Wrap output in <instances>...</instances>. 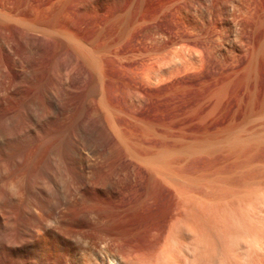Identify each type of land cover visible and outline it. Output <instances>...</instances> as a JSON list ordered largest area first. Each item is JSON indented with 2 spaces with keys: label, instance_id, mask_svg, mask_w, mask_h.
<instances>
[{
  "label": "rangeland",
  "instance_id": "rangeland-1",
  "mask_svg": "<svg viewBox=\"0 0 264 264\" xmlns=\"http://www.w3.org/2000/svg\"><path fill=\"white\" fill-rule=\"evenodd\" d=\"M260 183L264 0H0V264H264Z\"/></svg>",
  "mask_w": 264,
  "mask_h": 264
},
{
  "label": "bare ground",
  "instance_id": "bare-ground-1",
  "mask_svg": "<svg viewBox=\"0 0 264 264\" xmlns=\"http://www.w3.org/2000/svg\"><path fill=\"white\" fill-rule=\"evenodd\" d=\"M239 171H240V170H239ZM227 172H228V171H227ZM229 172H230V171H229ZM229 172H228V173H229ZM231 172H232V171H231ZM231 172H230V173H231ZM247 172H248V171H247ZM247 172H246V173H247ZM233 173H234V172H233ZM236 173H238V172H236ZM241 173H242V172H241ZM226 174H227V173H226ZM226 174H225V175H226ZM243 174H244V173H243ZM243 174H242V175H243ZM252 174H254V173L252 172ZM227 175H229V174H227ZM232 175H233V174H232ZM235 175H237V174H235ZM244 175H245V174H244ZM221 176H222V175H221ZM233 176H234V175H233ZM252 176H253V175H252ZM252 176H251V177H252ZM256 176L258 177V175H255V177H256ZM226 177H227V176H226ZM228 177L230 178V175H229ZM237 177H238V176H237ZM237 177H236V178H237ZM239 177H241V175H239ZM239 177H238V178H239ZM245 177H246V176H245ZM245 177H243V179L246 181L247 179H245ZM248 177H249V175L247 176V178H248ZM253 177H254V176H253ZM255 177H254V179H255ZM231 178H232V177H231ZM231 178H230V179H231ZM241 178H242V177H241ZM258 178H260V177H258ZM195 179H196V178H195ZM195 179H194V182H193L192 184H194V183L196 182ZM221 179H222V178H220L219 181H221ZM225 179H226V182H229V181H227V178H225ZM233 179H234V177L232 178V181H233ZM248 179H249V178H248ZM191 180H192V179H191ZM197 180H198V179H197ZM259 180H260V179H259ZM185 181H186V180H185ZM188 181H189V180H188ZM201 181H202V180H201ZM224 181H225V180H223L222 183H225ZM232 181H231V182H232ZM238 181H239V180H238ZM238 181H237V182H238ZM253 181H255V180H253ZM261 181H263V180H261ZM186 182H187V181H186ZM189 182H190V181H189ZM191 182H192V181H191ZM197 182H200V181H197ZM197 182H196V183H197ZM203 182H204V180L202 181V183H203ZM207 182H208V181H207ZM214 182L216 183V181H214ZM214 182H213V183H214ZM234 182H235V180L233 181V184H232V183H231V184L234 185V186H236V185H235L236 182H235V183H234ZM243 182H244V181H242V183H243ZM248 182H251V180H250V181L248 180ZM196 183H195V184H196ZM202 183H200V184H202ZM211 183H212V181H211ZM211 183L208 182V185L211 184ZM222 183H220V184H222ZM238 183H239V182H238ZM240 183H241V180H240ZM252 183H253V182H252ZM252 183H251V185H253ZM261 183H262V182H261ZM261 183H260V184H261ZM186 184L188 185V188H189V184H190V183H189V184L186 183ZM200 184H197L196 186H198V185L200 186ZM220 184H217V185L219 186ZM225 184H226V185L228 184L227 186H229V183H225ZM243 184H244V183H243ZM243 184H242V186H243ZM249 184H250V183H249ZM202 185H203V184H202ZM208 185L206 184V186H208ZM222 185H223V184H222ZM222 185H220V186H222ZM244 185H245V184H244ZM246 185H247V184H246ZM251 185H250V186H251ZM258 185H259V184H258ZM263 185H264V184H263ZM263 185L261 184V186H263ZM173 186H174V185H173ZM192 186H194V188H195V190H196L195 185H192ZM212 186H214V185H212ZM215 186H216V184H215ZM238 186H240V185H238ZM248 186H249V185H248ZM255 186H257V185L255 184L253 187H255ZM182 187H183V185H182ZM184 187H185V186H184ZM186 187H187V186H186ZM190 187H191V185H190ZM201 187H202V186H200V188H201ZM222 187H223V186H222ZM246 187H247V186H243L242 188L244 189V188H246ZM174 188L177 189L176 186H174ZM179 188H181L180 185H179ZM194 188L191 187V189H194ZM200 188H198L199 191H198V189H197L196 192H193V190H191L192 192L190 191V192H191V193L189 192L190 194H189L188 192H186V194H187V193L189 194V195H188L189 197H188V198H185V199H187V200H186V201L184 200V202H186V203H184V205H183L182 203H180V204H182L183 207H184L185 205L187 206V211H188V212L186 211V209H184V211H183V213H186V214H185L186 217H184V218H187V219L189 220L190 217H191L192 219H190V225L192 224L191 220H192V221H195V222L198 224L199 231H200V230L203 231V234H202V232L200 231L201 234H202V235H205V234L208 233V231H209L210 229L212 230V228L207 226V225H209L211 222L209 223L208 220L206 221V219H205L206 216L204 215V214H206V212H207V213L209 212V214H207V215H210V211H208V209L205 208V207H207V206L203 207L204 209L207 210L206 212H205V210H204L203 208H201L203 211H201L200 208H199V207H202V205H200V204H202V203L205 201V200L203 201V198L205 199V197L202 198L201 196H199V194H200L199 192H202V191H201L202 189H200ZM213 188H214V187H213ZM216 188H217V187H215L214 189H215L216 192H217L218 189H216ZM219 188H221V187H219ZM225 188H226V186H225ZM235 188H237V187H235ZM239 188H240V187H239ZM256 188H257V187H256ZM259 188H260V187H259ZM259 188H258V189H259ZM262 188L264 189V187H262ZM172 189H173V188H172ZM207 189H208V191H209V188H207ZM211 189H212V187H211ZM211 189H210V191H211ZM229 189H230V187H229ZM232 189H233V188H231V190H232ZM243 189H242V190H243ZM253 189H254V188H253ZM179 190H182V189H179ZM184 190H185V188H184ZM188 190H189V189H188ZM188 190H187V191H188ZM195 190H194V191H195ZM222 190H223V188H222ZM225 190H226V189H225ZM234 190H235V189H234ZM234 190H233V191H234ZM245 190L248 191V189H245ZM251 190H252V189H250L249 193H247V194H250V193L253 194L254 192L256 193V189H255L254 192H253V190H252V191H251ZM259 190H260V189H259ZM259 190H257V193L260 192ZM173 191H174V190H173ZM176 191H177V190H175V192H176ZM197 191H198V193H199L198 196L196 195ZM203 191H204V187H203ZM223 191H224V190H223ZM223 191H220V193L223 192ZM226 191H227V192H225V195L227 194V196H228V195L231 196V195L233 194V192L230 191V190H226ZM228 191H230V192H232V193H231V194H230V193L228 194ZM235 191H238V190H235ZM247 191H246V192H247ZM263 191H264V190H263ZM263 191H262V192H263ZM182 192H183V191H182ZM182 192L180 191V193H182ZM204 192H205V191H204ZM218 192H219V191H218ZM243 192H244V191H243ZM262 192H260V193H262ZM180 193L178 192L177 194H180ZM183 193L185 194V192H183ZM207 193H208V192H207ZM212 193H213V196H212V198H211V201H212V202L215 201V202H214V203H215L214 205H216V201L218 202V201L221 200V199H225V197L223 198L222 195H221V198L219 199L218 197H220V196H218V194L220 195V193H218L217 196H216V195L214 194V193H215L214 190H213ZM236 193H237V192H236ZM236 193H235V194H236ZM238 193H240V191H238ZM241 193H242V192H241ZM255 193H254V194H255ZM260 193H258V194H260ZM263 193H264V192H263ZM174 194H175V193H174ZM204 194H206V193H204ZM204 194H203V195H204ZM235 194H234L232 197H234ZM244 194L246 195V193H244ZM182 195H183V194H182ZM203 195H202V196H203ZM207 195H209V197L206 198L207 201H206V203L204 202L205 205L209 203V201H210V195H212V194L209 193V194H207ZM214 195H215V197H214ZM245 195H244V197H245ZM250 195H251V194H250ZM261 195H262V194H261ZM174 196H175V195H174ZM178 196H179V195H178ZM180 196H181V195H180ZM186 196H187V195L183 196L182 198H184V197H186ZM223 196H224V194H223ZM227 196H226V197H227ZM230 196H228V199H229V200L232 199V198H231V199L229 198ZM236 196H238V194H236ZM239 196H241V194H240ZM242 196H243V194H242ZM242 196H241V197H242ZM246 196H247V195H246ZM256 196H257V195H256ZM259 196H260V195H259ZM213 197H214V199H215L216 197H217V198L214 200ZM247 197H248V196H247ZM175 198L177 199V197H175ZM200 198H202V200H201ZM239 198H240V197H239ZM242 198H243V197H242ZM248 198H249V197H248ZM250 198L253 199V200H250V199H249V200L252 201V202L255 200V199H254V195H253V197H250ZM262 198H264V197H262ZM179 199H180V198L178 197L177 200H179ZM208 199H209V201H208ZM212 199H213V200H212ZM217 199H218V200H217ZM234 199H238V198H235V197H234ZM234 199H233V200H234ZM244 199H245V198H244ZM256 199H257V198H256ZM198 200H199L200 202H199ZM225 200H226V199H225ZM225 200H224V201H225ZM242 200H243V199H242ZM246 200H247V198H246ZM260 200H263V199H259V201H260ZM221 201H223V200H221ZM224 201L221 202V204H222V203H226V204H228L227 200H226V202H224ZM240 201H241V200H240ZM244 201H245V200H244ZM250 201H248V203H247L248 206H249ZM177 202H179V201H177ZM177 202H176V203H177ZM212 202H211V204L209 203V204H210V205H209V208H212V207H211V205L213 204ZM219 202H220V201H219ZM232 202H233V201H232ZM232 202H231V203H232ZM241 202H242V201H241ZM245 202H246V201H245ZM252 202H251V204H252ZM254 202H255V201H254ZM254 202H253V204H254ZM256 202L259 204L258 200H257ZM260 202H261V201H260ZM229 203H230V202H229ZM231 203H230V204H231ZM233 203L236 204L237 202L234 201ZM239 203H240V202H239ZM257 203H256V205H258ZM217 204H218V203H217ZM230 204H229V205H230ZM240 204H241V203H240ZM243 204H245V207L247 206L246 203H243ZM178 205H179V204H178ZM178 205H177V206H178ZM214 205H213V206H214ZM223 205H225V204H223ZM229 205H228V206H229ZM231 205H232V204H231ZM237 205H238V204H237ZM203 206H204V204H203ZM218 206H220V205H218ZM218 206H217V207L215 206V207L218 209ZM234 206H235V205H234ZM234 206H233V207H234ZM242 206H243V205H241V207H242ZM215 207H214V208H215ZM220 207H221V206H220ZM223 207L225 208V207H227V206L225 205V206H223ZM223 207H222V209H223ZM229 207H230V206H229ZM253 207H254V209H255V206H252V208H253ZM261 207L263 208L264 206H261ZM185 208H186V207H185ZM236 208H237V206H236ZM250 208H251V205H250ZM250 208H248V209H250ZM257 208H258V207H257ZM179 209H181V208L179 207ZM182 209H183V208H182ZM222 209H221V210H222ZM237 209H238V208H237ZM258 209H259V208H258ZM258 209H257V210H258ZM176 210H178V209H176ZM210 210H211V209H210ZM219 210H220V209H219ZM219 210H217V211H219ZM226 210H227L228 212L230 211V210H228V208H227ZM234 210H235V209H234ZM243 210H244V213H245L246 208L243 209ZM259 210H260V209H259ZM262 210H263V209H262ZM212 211H213V210H212ZM212 211H211V215H210V216H215V215L213 214V212H215L216 210L213 211V212H212ZM222 211H225V209L222 210ZM227 211H226V213H228ZM246 211L248 212L249 210H246ZM254 211H256V209H255ZM254 211H253V212H254ZM180 212H182V211H180ZM203 212H204V213H203ZM232 212H233V211H232ZM236 212H238V211L236 210ZM247 212L245 213L244 216H246V214H248V215L250 214V213H247ZM262 212H263V211H262ZM262 212H261V213H262ZM187 213H188V215H190V216H188L189 218L187 217ZM189 213H190V214H189ZM215 213H216V212H215ZM219 213H221V211H220ZM224 213H225V212H224ZM224 213H223V216L226 215V214L224 215ZM255 213H257V212H254V215H255V216H258V215H256ZM176 214H177V213H176ZM180 214H182V213H180ZM212 214H213V215H212ZM221 214H222V213H221ZM230 214H231V213H230ZM230 214H229V215H230ZM234 214H235V213H234ZM262 214H263V215H261V216H264V213H262ZM177 215H179V214H177ZM227 215H228V214H227ZM231 215H233V214H231ZM235 215H236V214H235ZM248 215H247V217L249 218ZM259 215H260V212H259ZM183 216H184V215H183ZM183 216H182V217H183ZM216 216H218V215H216ZM216 216H215V217H216ZM175 217H176V216H175ZM178 217H179V216H178ZM182 217H180V218H182ZM208 217H209V216H208ZM208 217H206V218H208ZM226 217H227V216H226ZM228 217H229V216H228ZM228 217H227V219L232 218V216H230V218H228ZM234 217H235V216H234ZM250 217H252V216H250ZM258 217H259V216H258ZM180 218H176V219H180ZM209 218H210V217H209ZM209 218H208V219H209ZM211 218H212V217H211ZM223 218H225V217H222V219H223ZM245 218H246V217H245ZM252 218H254V217H252ZM259 218H260V217H259ZM259 218H258V219H259ZM174 219H175V218H174ZM193 219H195V220H193ZM215 219H218V218L216 217ZM222 219L219 218L218 221L220 222V220H222ZM246 219H247V218H246ZM261 219H262V217H261ZM180 220H181V219H180ZM232 220H234V218H232ZM249 220H251V218H250ZM259 220H260V219H259ZM262 220H264V218H263ZM174 221H175V222H179V221H176V220H174ZM209 221H210V220H209ZM251 221H252V220H251ZM175 222H174V223H175ZM180 222H181V221H180ZM182 222H183V220H182ZM182 222H181V224H182ZM186 222H188V221L186 220ZM195 222H193V224L190 226V227H191V231H192V233L194 234L193 236H195V233H196V232H197V233L199 232V231H198V228H197V224H195L196 227L194 226V223H195ZM212 222H215V221L212 219ZM221 222H222V221H221ZM224 222H225V223H228V222H230V221H229V220L227 221L226 218H225V221H224ZM231 222H232V221H231ZM258 222H259V221H258ZM260 222H262V221L260 220ZM260 222H259V224H261ZM233 223H234V222H233ZM233 223H231V224H233ZM235 223H236V222H235ZM176 224H177V223H176ZM176 224H175V226H176ZM214 224H216V222L213 223L211 226L213 227ZM218 224H219V223H218ZM223 224H224V223H221V225H223ZM229 224H230V223H228V225H229ZM179 225H180V223H179ZM179 225H178V226H179ZM184 225H186V224L184 223L182 226L184 227ZM187 225H188V227H189V224H188V223H187ZM219 225H220V224H219ZM262 225H264V221H263V224H262ZM178 226H177V227H178ZM180 226H181V225H180ZM215 226H216V225H215ZM215 226H214V227H215ZM223 226H224V225H223ZM223 226H220L219 228H221V227H223ZM188 227H185V228H186V232H187V228H188ZM190 227H189V228H190ZM206 227H208V228H207L208 230L206 229ZM214 227H213V228H214ZM216 227H217V226H216ZM225 227L227 228L228 226H225ZM178 228H179V227H178ZM181 228H182V227H181ZM189 228H188V229H189ZM194 228H195V229H194ZM209 228H210V229H209ZM217 228H218V227H217ZM217 228H215L214 230H216ZM219 228H218V229H219ZM226 228H225V229H226ZM184 230H185V229H184ZM184 230H183V231H184ZM189 230H190V229H189ZM205 230H206V231H205ZM211 230H210V231H211ZM219 230H220V229H219ZM178 231H180V228L178 229ZM183 231H182V232H183ZM191 231H190V234H191ZM204 231H205V232H204ZM210 231H209V232H210ZM212 231H213V230H212ZM223 231H224V229H223ZM182 232H180V233H182ZM186 232L184 231L183 233H186ZM206 232H207V233H206ZM213 232H214V231H213ZM213 232H212V233H213ZM220 232H221V231H220ZM176 233H177V235L180 234V233L178 234V232H176ZM183 233H182V234H183ZM187 233L189 234V232H187ZM197 233H196V234H197ZM204 233H205V234H204ZM217 233L219 234L218 231H217ZM217 233H216V235H218ZM182 234H181V235H182ZM188 234H187V236H188ZM201 234H199L200 239H201V237H202ZM210 234H211V232H210ZM214 234H215V233H214ZM184 235H185V234H184ZM197 235H198V234H197ZM208 235H209V234H208ZM216 235H215V236H216ZM189 236H190V235H189ZM205 236H206V235H205ZM205 236H204V237H205ZM190 238H191V240H193V239H192V234H191V237H190ZM193 238H194V237H193ZM208 238H209V237H208ZM211 238H216V237H214V236L212 237V235H211ZM196 239H197V240L199 239L198 236H196ZM189 240H190V239H189ZM202 240L205 241V238L202 239ZM206 240H207V238H206ZM209 240H210V239H209ZM209 240H208V241H209ZM214 240H215V239H214ZM198 241L201 242V240H198ZM208 241H206V244H207V243L209 244L210 242H213L212 240H211L210 242H208ZM196 242H197V241H196ZM196 242L194 241V243H196ZM200 242H199V243H200ZM194 243H192V246H193ZM199 243H198V244H199ZM213 243H214V242H213ZM213 243H212V246H213ZM188 244H191V241H190V243H188ZM196 244H197V243H196ZM196 244H194V245H196ZM198 244H197V246H198L197 248H201V245H200L201 243H200L199 245H198ZM202 244H203V243H202ZM199 246H200V247H199ZM203 246H204V245H203ZM210 246H211V245H209V247H210ZM212 246H211V247H212ZM187 247H188V246H187ZM206 247H207V249L209 250L208 246H206ZM211 247H210V248H211ZM190 248H191V247H190ZM190 248H188V249H190ZM193 248H194V246H193ZM193 248H191V249L193 250ZM203 248H205V247H203ZM188 249H187V250H188ZM194 249H196V247H195ZM205 249H206V248H205ZM198 250H199V249H197V251H198ZM194 251H195V252L193 253V256H195L194 254H196V256H195L196 258H197V257H203L202 254H201V256H198V255H199V251H198V255H197V253H196L197 251H196V250H194ZM202 251H204V250H202ZM205 251H206V250H205ZM205 251H204V252H205ZM187 252H188V251H187ZM189 252H190V251H189ZM191 252H192V251H191ZM200 253H201V252H200ZM207 253H208V251H207ZM191 254H192V253H191ZM191 254H189V255H191ZM203 254H204V253H203ZM205 255H206V254H205ZM191 256H192V255H191ZM204 257H205V256H204ZM204 257L202 258V260L204 259ZM191 258H194V257H191ZM102 259H103V258H102ZM197 259H198V258H197ZM197 259H196V261H198ZM200 259H201V258H199V260H200ZM167 260H168V262H169V259H167ZM192 260H193V259H192ZM194 260H195V258H194ZM202 260H201V261H202ZM105 261H106V260H105ZM163 261H164V260H163ZM97 262H98V261H97ZM102 263H103V262H102ZM166 263H167V262H166ZM99 264H100V263H99ZM155 264H158L157 261L155 262ZM163 264H164V262H163Z\"/></svg>",
  "mask_w": 264,
  "mask_h": 264
}]
</instances>
